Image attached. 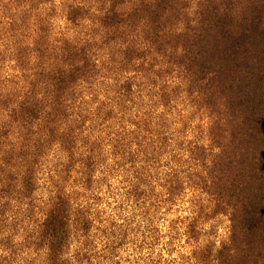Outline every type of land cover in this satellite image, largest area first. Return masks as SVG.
Returning a JSON list of instances; mask_svg holds the SVG:
<instances>
[{"label":"clouds","instance_id":"obj_1","mask_svg":"<svg viewBox=\"0 0 264 264\" xmlns=\"http://www.w3.org/2000/svg\"><path fill=\"white\" fill-rule=\"evenodd\" d=\"M253 3L264 0H0V264L244 255L225 192L240 119L204 89L217 71L197 81L180 61L209 11L238 35Z\"/></svg>","mask_w":264,"mask_h":264},{"label":"trees","instance_id":"obj_2","mask_svg":"<svg viewBox=\"0 0 264 264\" xmlns=\"http://www.w3.org/2000/svg\"><path fill=\"white\" fill-rule=\"evenodd\" d=\"M205 20L208 26L203 29L204 35L191 42L197 53L180 62L190 59L188 69H195L197 81L203 80L209 71H217L204 89L211 97L217 91L228 95L234 117L240 119L233 134L235 150H243L240 168L235 170L232 186L225 192L240 206L234 215L233 242L244 255L235 264H248L253 257L264 259V4H252L249 14L236 26L238 35L231 30L233 20L217 16L214 9ZM111 22L115 23L116 18ZM185 46L191 48L188 43ZM197 55L201 58L197 59ZM225 167L231 170V162ZM62 215V208H58L50 217L51 231H57ZM245 244L247 248H241ZM227 251L225 248L220 253L222 264H234Z\"/></svg>","mask_w":264,"mask_h":264}]
</instances>
